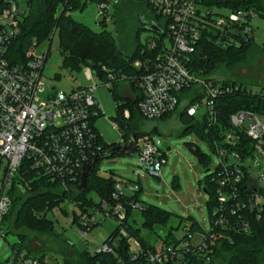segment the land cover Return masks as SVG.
<instances>
[{
  "label": "built area",
  "instance_id": "2783aa9c",
  "mask_svg": "<svg viewBox=\"0 0 264 264\" xmlns=\"http://www.w3.org/2000/svg\"><path fill=\"white\" fill-rule=\"evenodd\" d=\"M145 1L151 13L160 19L154 22L160 32L147 45L150 51L157 50L156 56L135 61L132 68L138 72L133 76L106 67L94 70L86 66L82 69L86 80H101L110 89L125 82L134 85L141 92L138 110L145 120H159L175 113L180 103L179 96L195 91L200 100L191 105L188 114L197 116L203 109L201 115L207 113L215 123L216 100L241 87L223 85L205 78L201 72H194L191 69V55L204 35L223 48L248 43L250 21L254 14L209 6L206 0ZM20 4L21 0H0V239L4 240L5 218L12 207V189L27 188L36 179L45 178L52 183H61L62 189L70 191L78 179L81 180L83 168L104 151L101 137L94 127L95 120L100 116L98 103L93 96L97 85L79 86L69 93L50 89L45 97L39 99L37 95L44 86L42 75L47 51L44 56H39L38 44L34 43L27 50L24 60L11 54L25 15ZM97 20L99 23L100 20L112 22L113 12L109 4L104 2L97 5ZM56 32L54 29L51 38ZM166 40H169V45ZM244 90L242 87V92ZM249 90L247 88V92ZM54 93L55 97L50 98ZM134 94L137 99V94ZM123 116L130 119V110L126 109ZM230 123L233 129L227 133L226 140L233 142L234 132L241 131L254 142V154L245 162L249 167V177L245 189H240L239 185L246 175L244 162L236 153L229 157L226 150L217 149V166L221 169L213 181L216 182L215 200L219 218L214 222V227L211 225L209 232L223 226L230 229L239 227L247 233L249 223L240 215L236 225L229 218L247 208L264 213V116L242 111L233 114ZM128 139V142L135 143L139 162L147 174L160 178L166 152L160 150L159 142H155L152 136L136 138L130 135ZM253 169L260 170L257 177L253 176ZM28 174L33 176L30 181L27 180ZM115 189L113 198L119 200L137 193L139 186L121 181ZM134 208H140L139 203H132L131 210ZM78 215L84 237L99 224L97 216L103 215L120 223L119 237L114 244L128 239L124 225L127 212L119 202L110 205L102 201L100 208L79 212ZM209 237L213 238L214 234ZM209 237L205 233L192 234L187 229L176 243L163 244L159 249L154 247V250L143 248L138 240L133 239L136 249L131 251L128 243L127 257L134 264H214V249L207 245ZM95 254L116 256L117 264H130L105 242ZM53 260L46 257L40 260L21 253L18 264H59Z\"/></svg>",
  "mask_w": 264,
  "mask_h": 264
},
{
  "label": "trees",
  "instance_id": "16d2710c",
  "mask_svg": "<svg viewBox=\"0 0 264 264\" xmlns=\"http://www.w3.org/2000/svg\"><path fill=\"white\" fill-rule=\"evenodd\" d=\"M136 1H142L150 11L149 5L145 0H127L128 3ZM104 2L105 0H27L26 5L29 12L25 11V15L21 20L20 34L11 47V54L15 58L24 60L26 52L31 45L34 43L39 45L51 40V34L56 29L59 33L60 55L63 58L64 68L80 72L86 66L94 70L106 67L126 76L137 74L138 71L132 68V64L137 60L153 59L158 53L157 50H149L147 46L149 43L147 45L140 43L139 36L141 31L145 30L144 28L139 26L135 30V44L132 52L127 54L125 46L118 41L113 33L107 30L106 22L100 20L102 29L97 32L77 21L72 15V13L84 11L88 4L95 3L100 5ZM206 3L209 6L224 8L232 12L242 10L254 15L260 14L264 16V0H206ZM116 12H113L114 23L118 22L116 20ZM154 17L156 19L155 22L160 20L156 16ZM151 22L154 23V21ZM158 32L153 33L157 34ZM152 39H156V36ZM250 55L264 56V45L256 44L253 35L249 37L248 43L228 48L216 45L212 39L204 35L196 46L195 52L191 55V69L194 72L203 73L205 78H211L214 82L229 86L239 85L241 88L231 94L221 95L216 100L217 118L215 123L210 120L207 113L201 115V117L188 114V109L191 105L200 100V97L195 95V91L181 94L176 112L159 119L160 121H165L175 116L177 122L183 126L180 135L194 132L203 142L209 145L215 154L217 149L226 150L229 157L233 153L238 154L241 157V161L244 162L243 170L246 174L239 185L240 189H245L248 181L249 167L246 166L245 162L253 157L254 142L238 130L234 132L235 140L233 142L226 140L227 133L233 129L230 117L242 111L264 116V89L257 92L253 90L247 92L248 86L245 83L222 76L219 72L223 67L228 70L236 68L247 61ZM119 87L120 85H116L111 89L119 111V118L114 121L125 135H134L136 138H140L158 133V128H153L150 132L142 130L145 119L140 116L138 110L141 92L137 91L134 85H131V91L138 96L137 99L131 100L123 97V92L119 91ZM242 87L245 89L243 92ZM120 100L122 104L118 103ZM126 109L131 112L130 119H125L123 116ZM101 142L104 150H110L114 147L105 145L102 139ZM188 148L208 168V157L201 153L197 146L188 145ZM98 163L95 165L94 171L83 191H79L80 179L73 187L74 189L66 191L62 189L61 183H52L45 178L36 179L27 188L12 189V207L5 218L4 230L5 234H11L17 238V244L13 247L12 257L0 264H18L19 254L21 253H24L27 257L44 260L46 255L33 256L27 249L26 246L29 241L27 233H43L49 236L54 234V223L46 218V214L49 210L59 208L61 203L65 201L74 203L79 207L80 212L83 213L100 208L102 201H106L110 205L121 203L127 212V219L124 225L127 228L128 239H121L119 243L114 244L115 239L119 237L120 227L118 226L104 242L114 247L116 253L120 257H124L127 263L134 264L127 257L126 248L128 247L129 239L138 240L145 249H155L147 240L140 236L138 229L128 224V218L132 212L131 204H140L138 193L142 187L139 186L138 192L134 195L114 200L115 187L121 180L114 176L108 179L99 177L97 175ZM220 169L217 166L214 169L216 170L215 173L207 169L209 174L206 177L207 188L205 192L209 196L207 204L212 227H214V222L219 218L215 200L216 182L213 181V178L216 177ZM32 177L31 174H28L27 180L30 181ZM91 192L98 196L97 202L93 198L88 197V193ZM141 212L144 217V226L152 231L155 226L167 225L171 218L169 212L155 206L143 207ZM239 215L249 223V232L245 233L239 227L230 229V227L218 226L215 227L213 232L206 233L202 225L191 216L185 219L183 231L189 229L192 234L205 233L208 237L214 234L213 238L209 237L207 239L208 247L214 249V264H219V261H224L228 264H264V213L258 209L247 208L234 217H228L233 225L238 223ZM74 216V222L79 226V215L74 212ZM9 218L12 219L10 224L8 223ZM178 240L174 232L170 231L164 243L170 245ZM64 252L66 254L63 260L64 264H117L118 260L116 256L91 255L88 252H77L75 259H72L67 257L72 252L71 248L64 249Z\"/></svg>",
  "mask_w": 264,
  "mask_h": 264
},
{
  "label": "rangeland",
  "instance_id": "374dc122",
  "mask_svg": "<svg viewBox=\"0 0 264 264\" xmlns=\"http://www.w3.org/2000/svg\"><path fill=\"white\" fill-rule=\"evenodd\" d=\"M105 3L111 6L112 12H118H116L118 22L114 23L112 20L107 23V30L116 36L118 41L125 46L126 53L130 54L135 44L134 32L140 26L139 16L142 15L147 20L154 22L156 19L142 1L128 3L127 0H105ZM20 8L29 12L26 1L21 0ZM72 15L77 21L91 29L97 32L101 31L102 27L97 20V5L95 3L88 4L84 11L75 12ZM250 34L255 38L256 44L264 45V16L255 14L252 17ZM154 36L156 34L153 32L141 31L140 43L147 45ZM166 41V44L169 45V40ZM46 51L47 57L42 75L44 86L40 88L42 92L38 93V98L45 97L50 89L69 93L79 86L96 84L97 89L93 96L98 103L97 108L100 114L94 122L97 133L107 146L124 145L125 142H128L130 136H126L114 121L119 118V111L112 90L101 80L87 81L82 71L63 67L58 31L51 40L38 45L37 54L39 56H44ZM219 73L232 80L245 83L254 92L260 91L264 89V56L250 55L247 61L236 68L228 70L223 67ZM119 89L123 92L124 98L136 99L134 92L131 91V84L128 82L122 83ZM118 103L122 104V101L120 100ZM203 111V109L200 110L196 117H199ZM153 128H158L159 132L153 134L152 138L155 142H159L160 150L166 152V161L162 167L160 178L147 174L139 162L138 152L129 156L116 154L112 158L100 161L97 166V175L104 179L114 176L123 183L141 184H137L142 187L138 193L140 208L132 210L128 224L138 229L141 237L159 249L165 244L168 232L173 231L177 238L183 236L184 222L189 216L202 225L206 232L210 231L211 223L207 204L209 196L205 192L206 177L209 174L208 170L213 172L217 167L219 158L209 145L194 132L180 135L183 126L177 122L175 116L165 121L144 120L143 131L150 132ZM188 145L197 146L200 152L208 157V168L200 162L195 153L189 150ZM259 172L258 169L252 170L254 177H257ZM133 193L129 192V194ZM88 197L93 198L96 202L99 199L93 192L88 193ZM147 206H155L169 212L171 218L167 225L155 226L153 231L145 227L141 210ZM74 212L78 214L79 207L70 201L61 203L59 208L47 211L46 218L54 223V234L49 236L43 233H27L29 241L26 247L29 252L33 256L46 255V258L57 260L59 264H64V256L66 257L64 249L68 247L72 249V252L67 257L72 259H75L77 252H88L94 255L104 240L120 224L114 218H104L103 215H98L99 224L84 237L80 227L74 222ZM11 222L12 219L9 218L8 223ZM5 235V240L0 239V263L12 257L13 247L17 244L15 236ZM128 243L131 251H134L136 248L133 239H129ZM219 264L228 263L219 261Z\"/></svg>",
  "mask_w": 264,
  "mask_h": 264
},
{
  "label": "water",
  "instance_id": "95a60500",
  "mask_svg": "<svg viewBox=\"0 0 264 264\" xmlns=\"http://www.w3.org/2000/svg\"><path fill=\"white\" fill-rule=\"evenodd\" d=\"M139 22H140V27L144 28L145 30L148 31H153V32H158L159 28L151 21L147 20L144 18L142 15L139 16ZM55 93L50 96V98H54ZM136 145L134 142L130 141L124 145H115L112 149L110 150H104L102 153L97 155L93 161L89 164H87L83 168L82 176H81V181H80V186H79V191H83L88 183V180L90 179L95 165L104 160V159H109L110 157L114 156L115 154H121V155H135L136 154Z\"/></svg>",
  "mask_w": 264,
  "mask_h": 264
},
{
  "label": "flooded vegetation",
  "instance_id": "af4514ba",
  "mask_svg": "<svg viewBox=\"0 0 264 264\" xmlns=\"http://www.w3.org/2000/svg\"><path fill=\"white\" fill-rule=\"evenodd\" d=\"M118 145H123V144H118Z\"/></svg>",
  "mask_w": 264,
  "mask_h": 264
}]
</instances>
